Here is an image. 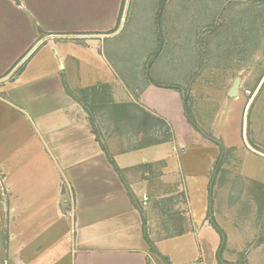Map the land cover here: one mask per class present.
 <instances>
[{"label": "crops", "instance_id": "1", "mask_svg": "<svg viewBox=\"0 0 264 264\" xmlns=\"http://www.w3.org/2000/svg\"><path fill=\"white\" fill-rule=\"evenodd\" d=\"M51 2L0 0V77L19 67L15 81L0 87V101L4 97L10 106L2 101L0 107L11 116L18 113L16 120L24 124L34 121L40 125L57 164V178H61L44 211L49 209L51 215L42 213L47 219L44 227L57 235L48 237L41 254H30L24 260L23 247L17 246L11 257H5L11 264H206L209 248L204 249V240L210 227L204 208L194 209L197 204L187 196L193 185L188 179L198 176L191 165L196 158L173 154L168 142L151 143L156 140L145 136L155 131V124L141 126L138 122L142 109L165 119L178 135L189 133L183 112L171 104L175 94L150 87V82L164 86L183 83L192 74L190 67L156 59L153 74L149 73L151 81L143 74L144 63L131 70L119 58L106 63L110 79L84 81L77 69V43L50 42L51 37L77 38V32L84 30L69 23L71 16L60 5L50 11ZM43 48L44 57L27 66L28 57ZM85 49L94 52L98 47L94 44ZM63 82L72 97L66 94ZM99 86L106 89L101 96L84 92ZM108 104L135 106L137 120L115 121ZM131 128L138 135L132 140ZM184 141L181 148H195L194 142ZM208 170L207 161L202 181L194 184L193 192L203 194L200 188ZM182 178L185 185L178 181ZM183 193L185 201L180 198ZM67 201L74 207L73 215L61 214V204ZM9 210L14 217L16 209L10 206ZM221 229L226 237L221 259L233 264L240 252V248L236 253L231 250V244L239 240L238 232L229 224ZM249 259L248 264L263 260L264 247L252 252Z\"/></svg>", "mask_w": 264, "mask_h": 264}, {"label": "rangeland", "instance_id": "2", "mask_svg": "<svg viewBox=\"0 0 264 264\" xmlns=\"http://www.w3.org/2000/svg\"><path fill=\"white\" fill-rule=\"evenodd\" d=\"M53 1L50 11L60 5L71 16L69 23L84 30L77 32V38L50 40L77 43V69L84 81L110 79L106 63L119 58L131 70L144 63L143 74L150 80L156 59L190 67L192 74L183 83L150 82V87L175 94L171 104L183 112L189 133L181 137L169 122L158 118L164 125H155L145 139L160 142L166 138L173 154L196 158L191 165L198 176L188 179L193 185L187 196L197 204L194 209L204 208L210 227L204 240V249L209 248L206 264H217L221 244L214 225L221 229L224 224L234 226L239 235L237 243L231 244L232 253L240 248L235 263L246 253L248 264L251 253L264 247V207L260 209L264 198V0H165L160 18V0ZM94 44L98 47L94 52L85 49ZM44 53L43 48L29 60L26 55L27 66ZM18 69L17 65L0 77V87L14 82ZM236 78L241 80L238 96L228 98ZM1 100L5 102L4 97ZM5 103L10 106L9 101ZM18 115L11 116L0 107V264H11L5 256L11 257L17 246L23 247L24 260L41 254L48 237L57 235L49 234L43 223L47 219L42 218V213H52L44 211L54 185L61 180L57 164L40 125L24 124L16 120ZM129 133L131 140L138 137L132 128ZM184 140L194 142L195 148H181ZM216 160L221 164L214 172ZM207 161L209 170L200 188L203 194L193 192L194 184L202 181ZM178 181L185 185L183 178ZM180 198L185 201L187 197L183 193ZM10 206L16 209L14 217ZM253 261L261 264L264 259Z\"/></svg>", "mask_w": 264, "mask_h": 264}, {"label": "trees", "instance_id": "3", "mask_svg": "<svg viewBox=\"0 0 264 264\" xmlns=\"http://www.w3.org/2000/svg\"><path fill=\"white\" fill-rule=\"evenodd\" d=\"M164 4H165V0H160L158 18H160V13H161V11H162V9L164 7ZM63 87H64V90H65L66 94L69 95L70 97H72V94L69 92L65 82H63ZM102 90H106L104 86L94 87V88L88 89V90H86L84 92H87V93H91V92L95 93V92H97V93H99V96H101V94L103 92ZM101 101L102 100H100V103H101ZM108 107L111 109V112H112V115H113V119L115 121L128 119L130 121V123H131V122L136 121L137 118H138V116L135 114L136 107L131 105V104H108ZM139 110H140V113H141V116H139V121H138L139 125L148 126L151 123H153L155 125H157V124H163L164 125L163 121L159 120L158 118H155L153 115H151L150 113L146 112L145 110H142V109H139ZM90 122H91V124H93L92 120H90ZM167 141H168V139L165 138L163 141H160V142L159 141H153L151 143H153V144H162V143H165ZM220 164H221L220 160H216V167L213 169L214 172L216 171L218 165L220 166ZM260 207H261L260 209L262 211V207H264V198H263V204H261ZM143 226H144V222H143ZM214 227L216 229V233L218 234V236L220 238V244H221V246L218 248V251H217V254H216V262H217V264H229V263H227V262H225V261H223L221 259V250H222V247L225 244V239H226L225 234L218 226L214 225ZM245 254H242L240 256V260L237 263H234V264H247L246 263Z\"/></svg>", "mask_w": 264, "mask_h": 264}, {"label": "built area", "instance_id": "4", "mask_svg": "<svg viewBox=\"0 0 264 264\" xmlns=\"http://www.w3.org/2000/svg\"><path fill=\"white\" fill-rule=\"evenodd\" d=\"M67 191H65V193ZM61 205L62 206L60 207V211L62 215H70V214L73 215L74 214L75 210H74V207L72 206L71 201L63 202Z\"/></svg>", "mask_w": 264, "mask_h": 264}, {"label": "water", "instance_id": "5", "mask_svg": "<svg viewBox=\"0 0 264 264\" xmlns=\"http://www.w3.org/2000/svg\"><path fill=\"white\" fill-rule=\"evenodd\" d=\"M240 82H241L240 78H236L234 80L232 87L227 93L228 98H236L238 96V89H239Z\"/></svg>", "mask_w": 264, "mask_h": 264}]
</instances>
